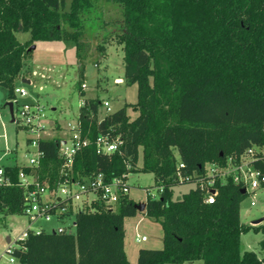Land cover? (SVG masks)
<instances>
[{"label": "trees", "instance_id": "trees-1", "mask_svg": "<svg viewBox=\"0 0 264 264\" xmlns=\"http://www.w3.org/2000/svg\"><path fill=\"white\" fill-rule=\"evenodd\" d=\"M99 0H0V82L9 100L14 82L40 40H73L80 76L85 72L87 43L83 16ZM123 8L124 78L136 83V103L101 116L103 101L84 98L78 121L92 143L75 156L74 179L102 172L107 181L132 172H152L159 197L147 196L145 212L160 220L161 248H140L137 264H171L203 260L204 264H264L256 251L242 250V234L264 230V223L242 222L240 207L248 195L232 179L219 185L214 203L193 187L173 198L184 174L208 163L235 162L254 145L264 147V0H109ZM29 31L21 42L17 31ZM100 50L104 47L99 46ZM86 49V50H85ZM80 79L79 90L85 94ZM129 108L138 111L132 118ZM109 134L122 138L120 150L98 153L95 140ZM60 137L42 138L38 166L3 165L12 185H0V214H23L26 188L19 174L48 181L63 180ZM142 162L140 163V150ZM257 164L264 169V160ZM137 201L127 195L116 210L99 202L69 210L74 232L28 229L17 240L19 264H131L125 249V218L136 215ZM264 245V241L262 242Z\"/></svg>", "mask_w": 264, "mask_h": 264}, {"label": "rangeland", "instance_id": "rangeland-1", "mask_svg": "<svg viewBox=\"0 0 264 264\" xmlns=\"http://www.w3.org/2000/svg\"><path fill=\"white\" fill-rule=\"evenodd\" d=\"M71 0H67L69 8ZM123 8L120 4L99 0L92 12L83 16L85 41L87 43L84 58L85 72L81 77L79 60L77 58L76 44L73 40H40L34 45L32 55L25 60L23 72L14 82L15 87H25L28 95L22 97L16 93L18 102L14 103L15 116L18 108L24 102L38 100L45 108V123L48 125L43 136L66 137L69 124H76L79 117L80 106L84 98L99 97L102 101L109 100L111 110L101 107V116L123 107L126 103H136L138 86L136 83L127 84L124 78V51L123 44L118 41L116 32L122 28ZM17 38L21 42L30 39L29 31H17ZM104 50H100L99 46ZM29 78L31 83L23 82V77ZM86 84L83 88L85 94L79 90V81ZM9 88L0 85V165H28L29 157L36 149L28 143L30 136L22 123L13 120L9 100ZM132 118L138 111L129 108ZM53 121L55 125H51ZM142 162V149L140 150V163ZM131 186L129 196L137 202L147 199L146 188L155 191V176L152 172H132L128 176ZM193 184H180L173 188V198H182ZM157 193V192H155ZM93 195L89 194L88 198ZM81 205V203H78ZM241 220L253 224L255 220L264 218V186L250 191L242 201L240 207ZM75 216L71 215L60 221L54 219L50 222L38 221L30 223L26 214H0V254L7 247V237H10L17 246V240L24 238L29 227L44 228L47 231L57 230L63 226L68 231L76 230ZM261 223H264L262 221ZM146 236L147 240L137 241L136 236ZM163 229L160 220L139 211L134 216L125 218V245L131 264H137L140 248H161L163 246ZM264 230H250L241 236L242 250L256 251L264 257ZM171 264H204L203 260L185 261Z\"/></svg>", "mask_w": 264, "mask_h": 264}, {"label": "built area", "instance_id": "built-area-1", "mask_svg": "<svg viewBox=\"0 0 264 264\" xmlns=\"http://www.w3.org/2000/svg\"><path fill=\"white\" fill-rule=\"evenodd\" d=\"M85 88L86 84L83 83ZM15 92L22 97L27 96L28 90L25 87H16ZM18 102V98L13 100ZM103 106L107 111L111 110L109 100L103 101ZM15 113V111H14ZM45 108L38 100L24 102L18 108V115L14 119L22 123L29 132V144L35 147V153L29 157L28 166H38L44 156V152L39 147V141L47 130L48 125L45 123ZM70 129L66 137L61 138L60 155L64 158L62 175L63 180L59 184L50 188L48 181L42 182L36 176L31 178L21 171L19 174L20 185L26 188L27 205L24 214L27 215L30 223L38 221L50 222L54 219L60 220L69 210L78 211L92 205L93 202H99L106 209L116 210L121 199L129 195L131 186L128 182L129 174L115 176L112 180L107 181L102 172L81 179H74L73 166L76 154L84 147L90 145L92 141L85 138L80 132V122L69 124ZM122 138L111 136L109 134L100 135L95 140L98 153L112 154L120 150ZM264 160V147L254 145L242 155L237 162L230 157L226 164L208 163L200 172L184 174L181 168L185 167L183 162L179 163L178 177L182 183L193 184L194 187H200L206 192L205 201L214 203L219 193V185L232 179L235 183L241 185L249 193L264 186V169L257 162ZM13 179L10 174H6L3 165H0V185H12ZM155 191L152 188H146L147 196L159 197L163 190V185H155ZM157 192V193H155ZM92 194V198H88ZM81 203L79 205L78 203ZM28 229H33L29 227ZM24 233V238L27 236ZM44 228L36 229L40 232ZM58 231H65V227L60 226ZM22 238V239H24ZM19 240V239H18ZM137 241L147 240L146 236H136ZM17 242V241H16ZM15 242L10 240L3 253L0 254V264H19L15 256Z\"/></svg>", "mask_w": 264, "mask_h": 264}, {"label": "water", "instance_id": "water-1", "mask_svg": "<svg viewBox=\"0 0 264 264\" xmlns=\"http://www.w3.org/2000/svg\"><path fill=\"white\" fill-rule=\"evenodd\" d=\"M32 48L34 49L35 45H32ZM23 82L30 83V80L29 79H23ZM0 85L6 86V87L8 86L7 83L4 82V81H1ZM7 105H9L13 120H15L14 119V102L13 101H8ZM245 191H246V189L244 188L243 192H245ZM136 207L138 208L139 211H145L146 203L145 202H137ZM262 221H264V218L255 220L253 222V224H258V223H261ZM9 240H10V237H7V241H9Z\"/></svg>", "mask_w": 264, "mask_h": 264}, {"label": "crops", "instance_id": "crops-1", "mask_svg": "<svg viewBox=\"0 0 264 264\" xmlns=\"http://www.w3.org/2000/svg\"><path fill=\"white\" fill-rule=\"evenodd\" d=\"M23 79H29V78H26V76L25 77H23ZM30 80V79H29ZM30 83H31V80H30ZM15 114V113H14ZM50 124L51 125H55L54 124V122L53 121H51L50 122ZM28 143H29V138H28ZM10 165H15V164H10ZM17 165H19V164H17ZM20 166H26V165H20ZM28 166V165H27ZM125 249H126V245H125ZM127 252V251H126ZM139 252V251H138ZM128 256V255H127ZM128 259H129V257H128ZM138 259V258H137ZM130 261V260H129Z\"/></svg>", "mask_w": 264, "mask_h": 264}]
</instances>
